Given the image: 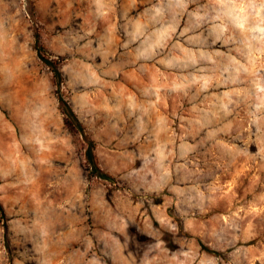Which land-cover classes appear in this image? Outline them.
Here are the masks:
<instances>
[{
  "label": "rangeland",
  "instance_id": "rangeland-1",
  "mask_svg": "<svg viewBox=\"0 0 264 264\" xmlns=\"http://www.w3.org/2000/svg\"><path fill=\"white\" fill-rule=\"evenodd\" d=\"M0 203V264H264V0H0Z\"/></svg>",
  "mask_w": 264,
  "mask_h": 264
},
{
  "label": "trees",
  "instance_id": "trees-1",
  "mask_svg": "<svg viewBox=\"0 0 264 264\" xmlns=\"http://www.w3.org/2000/svg\"><path fill=\"white\" fill-rule=\"evenodd\" d=\"M36 46L41 60L54 74L55 85L57 86V93H59L60 86L63 82L61 67L59 63H57L56 61H53L50 58H46L44 55H42V46L40 44V37L38 35L36 36ZM58 99H59L60 110L64 115V124L66 129L72 135L79 136L86 146L85 158L89 169L90 177L108 179L109 176L102 171L97 156L95 154V150H96L95 141L92 140L89 137V135L86 133L84 125L81 123V121L73 111L68 101L60 94L58 96ZM3 210H4L3 206L0 203V215L3 213Z\"/></svg>",
  "mask_w": 264,
  "mask_h": 264
}]
</instances>
